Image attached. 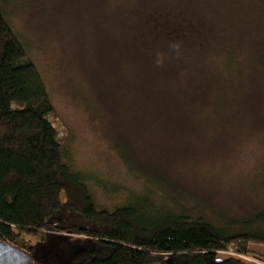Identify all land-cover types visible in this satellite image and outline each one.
Segmentation results:
<instances>
[{"label": "rangeland", "instance_id": "rangeland-1", "mask_svg": "<svg viewBox=\"0 0 264 264\" xmlns=\"http://www.w3.org/2000/svg\"><path fill=\"white\" fill-rule=\"evenodd\" d=\"M0 11L98 210L187 212L219 229L263 214L264 0H0ZM60 201L51 219L81 227ZM66 235L23 234L25 252L76 264Z\"/></svg>", "mask_w": 264, "mask_h": 264}, {"label": "trees", "instance_id": "trees-1", "mask_svg": "<svg viewBox=\"0 0 264 264\" xmlns=\"http://www.w3.org/2000/svg\"><path fill=\"white\" fill-rule=\"evenodd\" d=\"M46 91L0 11V240L32 251L23 234L67 231L68 241L81 247L76 264H247L238 257L264 264L250 248L264 246V231L253 230L259 220L264 226V211L252 219H229L219 229L187 212L156 211L150 217L132 206L98 210L82 173L64 163ZM61 194L85 225L58 227Z\"/></svg>", "mask_w": 264, "mask_h": 264}, {"label": "water", "instance_id": "water-1", "mask_svg": "<svg viewBox=\"0 0 264 264\" xmlns=\"http://www.w3.org/2000/svg\"><path fill=\"white\" fill-rule=\"evenodd\" d=\"M0 264H36L24 250L0 240Z\"/></svg>", "mask_w": 264, "mask_h": 264}, {"label": "built area", "instance_id": "built-area-1", "mask_svg": "<svg viewBox=\"0 0 264 264\" xmlns=\"http://www.w3.org/2000/svg\"><path fill=\"white\" fill-rule=\"evenodd\" d=\"M221 254H225V253H221ZM238 259H241V260H246V259H249V258H244V257H238ZM254 261V260H253ZM255 262V261H254ZM256 263V262H255ZM259 264V263H258Z\"/></svg>", "mask_w": 264, "mask_h": 264}, {"label": "crops", "instance_id": "crops-1", "mask_svg": "<svg viewBox=\"0 0 264 264\" xmlns=\"http://www.w3.org/2000/svg\"><path fill=\"white\" fill-rule=\"evenodd\" d=\"M257 264H258V262L257 261H255ZM259 264H261V263H259Z\"/></svg>", "mask_w": 264, "mask_h": 264}]
</instances>
